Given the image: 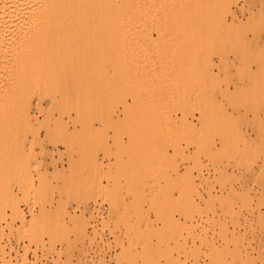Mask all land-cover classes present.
<instances>
[{"label": "rangeland", "instance_id": "rangeland-1", "mask_svg": "<svg viewBox=\"0 0 264 264\" xmlns=\"http://www.w3.org/2000/svg\"><path fill=\"white\" fill-rule=\"evenodd\" d=\"M117 3L129 12L140 5ZM151 3L142 0L145 7ZM196 7L204 9L206 28H162L163 38H158L162 31L153 32V43H145L173 74L161 71L141 87L129 81L122 65L135 42L110 44L107 36L114 41L115 28H78L80 69L90 74L94 69L87 63L101 64L111 56L113 89L107 93L102 86L94 95L108 99L110 107L96 111L90 122H78L71 120L76 110L70 105L62 112L56 106L54 115H62L63 126L36 110L31 125L9 128L13 134L0 140V147L15 151L8 169L0 172V201L15 197L25 214L24 222L15 219L7 206L10 222L0 223L2 249L9 251V235L18 247L19 256L12 251L14 262L26 264L25 236L39 249L28 251V264L36 257L33 264H65L68 257L73 264L165 262L157 215L176 206L182 235L174 253L181 264H244L235 257L234 242L229 248L221 245L226 230L219 223L204 221L191 234L186 230L185 214L199 211L216 220L228 218V238L244 236V245L236 244L247 247L243 256L262 264L264 226L248 218L259 213L264 218V0H204ZM75 36L67 34L71 41ZM181 90L188 98L168 99L169 92ZM21 132L24 140L18 139ZM159 132L164 143L174 140L180 151L158 157ZM176 166L181 189L159 188V180H176ZM202 179L212 181L214 189L199 200L197 212L191 181L200 186ZM231 215L241 223L231 222ZM173 222L168 221L170 231ZM26 223L32 227L28 232ZM199 247L197 256L186 255Z\"/></svg>", "mask_w": 264, "mask_h": 264}, {"label": "bare ground", "instance_id": "bare-ground-1", "mask_svg": "<svg viewBox=\"0 0 264 264\" xmlns=\"http://www.w3.org/2000/svg\"><path fill=\"white\" fill-rule=\"evenodd\" d=\"M128 1L134 7L136 4L140 5L134 12H129L125 7H120L117 0H0V140L13 134L8 130L9 128L31 125L33 122L32 113L36 110L45 113L50 118L49 120H54L56 125L63 126L62 115L58 117L54 115L56 106L62 112L66 108L65 105L67 107L70 105V108L76 110V115L71 116V120L78 122H90L96 111L110 107L108 99L98 101L94 99V95L96 90L102 86L107 93L113 89L116 77L110 71L111 56H108L107 60L101 64L87 63L88 67L94 69L90 74L87 73V69H80L78 65V28H115L117 34L114 41L110 36H107V41L111 42L110 44L120 45L127 38L135 42V49L132 50L131 55L128 54L123 59L122 65L129 81L131 79L138 87H141L147 83V78L156 77L161 71L168 76L173 74L172 71L166 72L163 68V61L156 57L153 58L147 50L148 47L147 49L145 47V43L149 44L151 41L153 43V32L160 34L163 32L162 28H168V30L181 27L206 28L207 25V20L203 18L204 9L196 7L201 6L204 0H182L185 4L181 5L180 1L179 6L177 4L179 0H152L148 7L142 5V0H137L136 4L132 2L133 0ZM70 32L76 33V39L73 41L67 37ZM165 33H168L167 30ZM164 35L166 34L163 32V35L158 38H163ZM167 96L171 100L177 97L188 98L186 92L182 90L174 93L169 92ZM62 104L64 105L62 106ZM164 110L170 111V107L165 106ZM188 120L189 118L185 117L184 121ZM97 135L101 136L102 133L97 132ZM158 136L160 141L163 140L156 151L158 157L169 155L170 150H174L175 154L180 151L176 141L164 143L166 138L164 133L159 132ZM18 137L19 140H24V132H21ZM227 142V138L221 140L222 145ZM70 147L68 145V148ZM14 152L13 148L0 147V172L3 167L8 169V164L14 159ZM33 156L34 154L30 158L35 159ZM158 163L156 161V164ZM26 165L28 164L23 162L22 168ZM174 171L177 175L176 180L174 178L159 180V188L165 191L181 189L179 181H177L180 177V168L176 166ZM185 173L187 174L188 171ZM191 183L194 189L191 201L198 212L201 209L199 200H204L206 194H211L214 185L207 179H202L200 186L196 185L194 180ZM171 194L173 197L174 193ZM7 206L10 207L15 219L25 221V214L21 210L19 202L15 197H11L7 203L0 201V223L2 221L10 222V218L7 216ZM46 207H42L41 210L44 211L48 208ZM173 209L171 213L170 210H166L165 213L157 215L163 223L160 232V255L165 257V262L160 259L159 264H181L180 256L178 257L174 253L178 249L182 235L180 231L182 225L175 223L176 213L180 210L176 206ZM179 215H182V211ZM185 218L186 230L190 234L200 222L219 223L221 228L226 230L221 245L229 248L230 242H234L236 258L239 257L244 264H258L249 254H246V257L243 256L242 253L246 250V246L241 250L236 245L238 243L244 245V236H236L232 233L233 239L228 238V218L216 220L214 217H209L208 214L204 215L201 211L199 214H185ZM150 219L151 217L148 215V220ZM170 219L171 223L173 221L175 223L174 229L171 231L167 227ZM177 220L179 223L180 219ZM230 220L236 224L241 223V220L235 219L234 215H231ZM248 220L264 226V218L260 213L258 215L251 214ZM25 225L27 223L24 224L23 229L28 232L32 227L30 226L29 229ZM2 239L3 232L0 231V264H19L12 258V251L19 256V250L12 242L11 236L9 235L7 238L9 251L2 249ZM22 243L25 249V263L28 264L27 254L29 250L33 249L28 236L24 237ZM95 244L97 246L96 240L92 239V245ZM259 244L263 245L264 241H260ZM41 248L43 249V247ZM44 248L46 247L44 246ZM35 249L37 250L34 248L32 252ZM42 251H40V255ZM201 251L200 247L199 250L193 248L186 251V255L188 257L197 256ZM34 253L36 254V252ZM59 253L56 256L61 258L62 252L59 251ZM48 258L50 259L49 256ZM36 259L38 260V257ZM261 260V263L264 264L263 258ZM72 262V259L68 257L65 264H73ZM99 262L101 264V261Z\"/></svg>", "mask_w": 264, "mask_h": 264}]
</instances>
